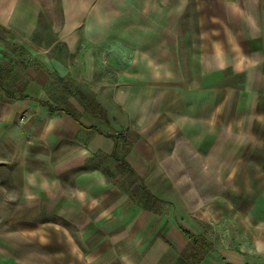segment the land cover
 Instances as JSON below:
<instances>
[{"label": "crops", "instance_id": "0c3cea01", "mask_svg": "<svg viewBox=\"0 0 264 264\" xmlns=\"http://www.w3.org/2000/svg\"><path fill=\"white\" fill-rule=\"evenodd\" d=\"M117 132L153 209L105 184ZM262 134L264 0H0V186L77 237L68 264H190L183 229L198 264H264V226L206 166Z\"/></svg>", "mask_w": 264, "mask_h": 264}, {"label": "rangeland", "instance_id": "374dc122", "mask_svg": "<svg viewBox=\"0 0 264 264\" xmlns=\"http://www.w3.org/2000/svg\"><path fill=\"white\" fill-rule=\"evenodd\" d=\"M244 1L245 5L249 2V0ZM189 8L193 10L195 7L190 5ZM239 134H243V131H239ZM114 136L116 139L125 138L129 144L132 142V137L127 133L117 132ZM120 147L121 145L118 144L117 152L121 153L119 160L123 155V148ZM215 149V153L218 151L220 158L224 153L229 155L228 152L233 151H229L230 147L224 145ZM95 161L94 157L93 162ZM98 161L100 165H108V172H102L105 175L107 187L114 191L125 190L131 197V192L140 183L132 175H126L113 155L103 156ZM207 164L216 166V175L227 184L228 192L230 191L224 194V197L235 202L237 212L241 216L248 217L249 221L264 226V134L254 137L249 159L236 158L234 161L229 159L206 163V166ZM0 170L4 169L0 168ZM3 188L0 186V264H68L69 251L77 249L74 245V242L78 244L77 237H63L55 232L52 226L40 224L47 220L38 222L41 218L29 217L28 213L36 211L18 209L17 206L25 204L23 201L26 200L20 199L21 195L14 191L5 193ZM29 200L35 201L32 191L27 198V201ZM28 221L32 222L27 223ZM48 221L54 222L52 217ZM191 245L189 241L182 257L184 253L192 251ZM184 259L187 261L186 258Z\"/></svg>", "mask_w": 264, "mask_h": 264}, {"label": "trees", "instance_id": "16d2710c", "mask_svg": "<svg viewBox=\"0 0 264 264\" xmlns=\"http://www.w3.org/2000/svg\"><path fill=\"white\" fill-rule=\"evenodd\" d=\"M121 138L122 137H120V139ZM121 142H123V144L125 145V146H123V150L124 149L126 150V147H127L126 145L129 144L128 141L125 138H122ZM119 156H117V154H115V153L113 155V157L115 158L116 161H121V160H119V158H120ZM130 172H132V171L130 170ZM130 196L138 199V201H140L142 203V205H144V207H146L148 209L155 208V206L157 205V202H158L154 196L148 194L146 191L141 189V187L139 190H135V191L131 192ZM183 232L186 235V237L188 238V240L192 243V245H191L192 251H190L187 254L184 253L183 257L186 258L190 264H198L202 260L206 251L209 249V245L202 237H196L195 235H193L192 233H190L186 229H183Z\"/></svg>", "mask_w": 264, "mask_h": 264}, {"label": "built area", "instance_id": "2783aa9c", "mask_svg": "<svg viewBox=\"0 0 264 264\" xmlns=\"http://www.w3.org/2000/svg\"><path fill=\"white\" fill-rule=\"evenodd\" d=\"M21 120H23V117L21 118Z\"/></svg>", "mask_w": 264, "mask_h": 264}]
</instances>
